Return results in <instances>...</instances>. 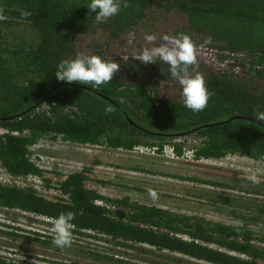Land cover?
I'll return each instance as SVG.
<instances>
[{
    "label": "trees",
    "instance_id": "1",
    "mask_svg": "<svg viewBox=\"0 0 264 264\" xmlns=\"http://www.w3.org/2000/svg\"><path fill=\"white\" fill-rule=\"evenodd\" d=\"M88 3L0 0V166L15 180L0 183V210L52 223L72 211L73 235L101 237L125 251L152 249L196 264H264V235L251 227L264 224L262 204L248 205L255 215L249 217L232 200L214 199L244 221L226 225L107 196L93 186L112 182L92 178V168L48 170L32 153L40 142L115 153L143 148L162 154L169 147L179 158L191 153L196 162L240 157L264 163V121L253 116L257 107L264 110V0H123L119 13L104 23H96ZM181 32L196 45L197 63L189 71L202 74L211 93L200 112L184 107L167 65L138 60L145 47L164 45V34ZM146 34L157 39L149 44ZM78 52L120 69L98 87L59 81L56 65ZM50 190L51 199L43 194ZM37 242L70 251L56 247L52 237ZM83 253L95 262L114 260L89 249ZM0 264L26 263L0 254Z\"/></svg>",
    "mask_w": 264,
    "mask_h": 264
},
{
    "label": "rangeland",
    "instance_id": "2",
    "mask_svg": "<svg viewBox=\"0 0 264 264\" xmlns=\"http://www.w3.org/2000/svg\"><path fill=\"white\" fill-rule=\"evenodd\" d=\"M188 141L193 143L192 138H188ZM32 153L33 158L38 160V165L43 167L44 164L48 170L55 167L62 173H69L74 169L92 168V178L112 184L102 188L93 184L89 187L93 186L107 196H128L142 205L198 216L217 223L242 225L244 221L233 217L229 204L213 202L216 198L232 200L236 206L240 205L238 213H245L249 217L255 215L248 205L264 206V163L245 158L228 157L220 161L196 162L190 153L179 158L169 147L162 154L143 148L115 153L93 147L69 148L62 143L50 142H40L32 148ZM253 175L256 177L255 181L250 179ZM5 176V171L0 168V178ZM193 180L236 186L240 190L216 188ZM33 185L40 187L39 182H34ZM149 188L157 192V199L153 200L149 196ZM43 194L51 199L55 193L50 190L43 191ZM28 217L20 212L0 210V254L8 260L26 264H120L119 261L127 264L134 261L138 264H196L191 259L175 254L158 253L152 249H147L150 254H142L137 249L125 251L101 237H95L97 240L73 234L70 251L55 252L43 248L37 242L41 238H54L53 223L43 219L32 222ZM251 227L264 235V224ZM10 234H17L19 237L13 239ZM88 249L101 256L113 257L114 260L102 259L95 262L83 253Z\"/></svg>",
    "mask_w": 264,
    "mask_h": 264
},
{
    "label": "clouds",
    "instance_id": "3",
    "mask_svg": "<svg viewBox=\"0 0 264 264\" xmlns=\"http://www.w3.org/2000/svg\"><path fill=\"white\" fill-rule=\"evenodd\" d=\"M122 2L123 0H89L87 8L91 13H95L96 23H104L119 13ZM124 6L126 7L127 4L124 3ZM29 14L24 13L26 16ZM160 38L166 43L162 46L145 47L138 60L149 64L157 63V59H159L161 64L167 65L168 77L182 89L184 107L192 112L203 111L208 105L211 93L206 86L205 77L198 72L193 74L189 71L190 66L197 63L196 45L191 36L181 32L176 36L164 34ZM144 39L151 44L157 37L155 34H146ZM119 69L116 62L107 61L98 55H86L83 52H78L75 58L61 60L56 65L55 76L59 81L98 87L112 81ZM106 111L111 112L112 108L109 107ZM253 116L258 121H264V110L257 107ZM40 159L44 162L43 158ZM34 162L39 163L37 159H34ZM250 179L255 181L256 177L253 175ZM0 183L2 182L0 181ZM147 191L153 200L158 198L154 189L149 188ZM75 215L76 213L69 211L61 213L54 219L52 230L55 233L53 244L56 247L64 249L71 246V229L73 228L71 222Z\"/></svg>",
    "mask_w": 264,
    "mask_h": 264
},
{
    "label": "built area",
    "instance_id": "4",
    "mask_svg": "<svg viewBox=\"0 0 264 264\" xmlns=\"http://www.w3.org/2000/svg\"><path fill=\"white\" fill-rule=\"evenodd\" d=\"M191 156H192V154H191ZM192 158H193V156H192ZM0 181L2 182V184L12 185L13 181H15V180L13 178H11L9 175H6L4 178H0Z\"/></svg>",
    "mask_w": 264,
    "mask_h": 264
},
{
    "label": "water",
    "instance_id": "5",
    "mask_svg": "<svg viewBox=\"0 0 264 264\" xmlns=\"http://www.w3.org/2000/svg\"><path fill=\"white\" fill-rule=\"evenodd\" d=\"M236 119H243V118H234V119H232V120H236ZM245 120H247L246 118H244ZM249 120V119H248Z\"/></svg>",
    "mask_w": 264,
    "mask_h": 264
}]
</instances>
